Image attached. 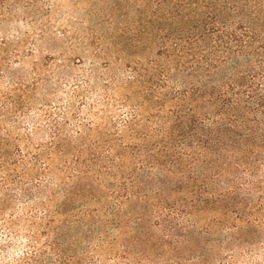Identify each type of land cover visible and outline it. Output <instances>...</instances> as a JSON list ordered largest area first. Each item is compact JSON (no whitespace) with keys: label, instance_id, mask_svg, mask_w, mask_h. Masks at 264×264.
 I'll return each mask as SVG.
<instances>
[{"label":"trees","instance_id":"16d2710c","mask_svg":"<svg viewBox=\"0 0 264 264\" xmlns=\"http://www.w3.org/2000/svg\"><path fill=\"white\" fill-rule=\"evenodd\" d=\"M94 2L111 30L76 36L55 0H0V264L258 256L264 0Z\"/></svg>","mask_w":264,"mask_h":264},{"label":"rangeland","instance_id":"374dc122","mask_svg":"<svg viewBox=\"0 0 264 264\" xmlns=\"http://www.w3.org/2000/svg\"><path fill=\"white\" fill-rule=\"evenodd\" d=\"M94 0H55V9L53 10V16L58 19L55 23V28L59 26V23L61 26L59 28H65L67 29L66 34L67 35H76V36H82L83 34H87L91 31H96V32H103V31H110L111 27L104 23L102 25H98L99 22V16L103 14L107 9V6L104 5L102 2L100 3H93ZM93 4H99L98 5H93ZM102 8H101V7ZM100 8V9H99ZM105 9V10H103ZM53 18V20H55ZM3 25V24H2ZM25 27H21V30H25ZM0 33H2V29L0 28ZM55 44H61V42L58 41V39L55 40ZM51 43V42H50ZM53 43V41H52ZM44 43L40 45L41 51H37L34 53V55L30 56L28 59V64L33 65V63H37L39 66H44V63H46L45 56L47 54V50L44 48ZM60 48H62L59 45ZM72 48H77L78 44H72ZM65 50L70 51L71 48H66ZM75 53L70 54L74 56ZM84 59L87 60L88 57L90 59H97V56H94V50L93 48H87L86 51L83 54ZM49 62V61H47ZM51 63H49L47 66L49 67ZM86 66L87 63L84 65H72L71 67V73H80L82 71V67ZM116 68L114 67V70ZM100 131V130H99ZM96 131L93 130L90 132V136L93 138H99L101 137L102 131ZM264 210L260 213L263 214ZM260 216V215H259ZM264 237V236H263ZM241 243H243V246H240L237 250V257H238V264H264V251L260 249L258 246H255V249L253 247V252L256 251V254H252L251 256L246 253V249L249 246L248 243H246L245 238H242ZM227 253L229 251L227 250ZM262 262V263H261Z\"/></svg>","mask_w":264,"mask_h":264}]
</instances>
